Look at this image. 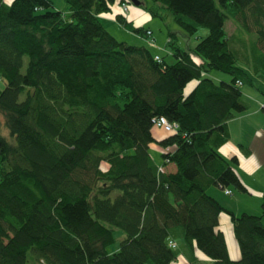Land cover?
Instances as JSON below:
<instances>
[{"label": "trees", "instance_id": "obj_1", "mask_svg": "<svg viewBox=\"0 0 264 264\" xmlns=\"http://www.w3.org/2000/svg\"><path fill=\"white\" fill-rule=\"evenodd\" d=\"M111 1L64 0V12L52 0H0V117L10 137L0 134V264H24L27 253L36 264H167L178 254L199 264L196 251L210 264H264V189L258 214H235L207 192L249 193L236 158L218 152L226 121L246 108L237 81L251 84L223 25L234 19L264 52V0H150L146 11L163 25L161 10L187 35L206 29L189 51L169 31L171 63L103 28L98 14ZM114 20L145 35L121 13ZM209 69L229 79L202 76ZM158 116L176 129L155 135ZM114 228L123 238L108 253Z\"/></svg>", "mask_w": 264, "mask_h": 264}, {"label": "rangeland", "instance_id": "obj_2", "mask_svg": "<svg viewBox=\"0 0 264 264\" xmlns=\"http://www.w3.org/2000/svg\"><path fill=\"white\" fill-rule=\"evenodd\" d=\"M3 1L6 3L10 2V0ZM137 1L139 2L138 5H134L128 1H124L127 9V11L124 12L120 7L119 0H112L109 3L108 10L100 12L98 14L100 23L103 28L106 29L108 33H110L115 39L124 41L130 45H143L151 53L161 57L166 63H171L173 61V57L169 51V48L165 45L166 35L169 33V31L172 32L175 36L174 42L176 43V45L181 49L188 51L194 46L199 37H202L206 33L205 28L198 27L194 34L187 35L175 23L171 21L170 15L167 11L161 10L159 11V14H161L165 19V26L158 16H150L146 11L145 6H150V0ZM52 2L56 8L62 11L65 10L64 0H52ZM214 2L215 4H217L216 0H214ZM221 11L228 14L227 9L222 8ZM128 12H132L131 16L127 15ZM118 13L123 14L125 19L129 21L131 20L133 26L150 30V35L145 34L144 36H141L139 34L130 32L123 27H120L114 20V15ZM102 17L112 20L113 24L107 22L106 20H103ZM223 26L224 31L229 38L228 44L234 55L236 65L245 70L251 81V84L241 83L239 85V89L241 91V100L245 103L246 108L244 111L235 115L244 114L245 117L241 119L248 125H254V127L259 130V133L262 136L264 133V112L260 109V106L264 103V52L260 51L259 48L256 47L255 34L247 33V31H245L234 19L228 17L227 19H225ZM206 75L215 82H218L220 80L227 81L229 79V76L226 73L214 69H209L202 72V76ZM194 83V80L189 81L184 87V93H186L188 86L191 84L193 85ZM2 85L3 82L0 81V88L2 87ZM240 126L246 127L243 122H241ZM159 130L162 133L167 132L162 128H160ZM0 134L6 139H10L7 130L3 125V122L0 125ZM248 136L249 135H246L247 139ZM149 153L153 160L158 159L157 154H155L156 152H154L153 149L149 148ZM239 173L241 175V178L243 177V179L248 182L249 186L247 185V190L249 193H239L235 189L230 187L232 194L226 195L225 199L227 203L230 205L239 204V209L244 207L245 211L250 213H254L255 211L260 213V193L264 189V164H262L260 167H257L252 173L242 174L240 171ZM254 189L257 190L258 193L254 192ZM213 190L216 189L214 187H210L208 188L207 192L211 194ZM238 196L245 199L238 200L237 202L235 198ZM261 222L264 225V214L261 215ZM112 233L114 236V241L105 247V250L108 253L115 251L117 249L119 241L123 238L120 230L116 228L113 229ZM227 243L230 249L229 239ZM195 255L199 264H210L209 259L199 251H196ZM238 257L239 254L236 258L231 259H237ZM185 262V257L182 254H178L167 264H183ZM24 264H36L31 253H27L26 262Z\"/></svg>", "mask_w": 264, "mask_h": 264}, {"label": "crops", "instance_id": "obj_3", "mask_svg": "<svg viewBox=\"0 0 264 264\" xmlns=\"http://www.w3.org/2000/svg\"><path fill=\"white\" fill-rule=\"evenodd\" d=\"M64 12L66 11L64 10ZM131 13L132 12H128L127 15L131 16ZM102 19L113 24V21L108 18L102 17ZM193 85L192 84L189 85L187 91ZM243 117H245L244 114L235 115L226 121L225 127H226L228 138L222 145H220V147L218 148V152L226 159L232 156L236 158L235 168L237 170L238 176L241 179V181L247 186L248 182H246L243 179V177L241 178L239 171L242 174H249V173L254 172L257 167H260L262 164H264V137H263L264 133L261 136L259 133V130L256 127H254V125H248L241 119ZM241 122H243V124L246 127L240 126ZM153 133L158 136H161L163 134L159 129L154 130ZM246 135H249L248 139L246 138ZM150 148L153 149L154 152H156L155 154H157L158 159L154 161L156 164H159L160 157H159L158 148L154 145H150ZM164 169L166 171H173L174 168L172 165H167ZM214 188L216 190H213L211 194H214L212 196L216 198L224 208H227L228 210L232 211L235 214L245 211L244 207L239 209V204L237 205L228 204L225 199L226 195L224 194V192L220 190V188L218 187H214ZM254 192L258 193V191L255 189H254ZM235 199L238 202V200H243L245 198L238 196ZM254 214H258V212L255 211ZM218 229L224 235L228 256L230 258H236L238 256V249H237L236 243H234L228 217L225 214H220L218 218ZM228 239L230 242V245H229L230 249L227 243Z\"/></svg>", "mask_w": 264, "mask_h": 264}, {"label": "built area", "instance_id": "obj_4", "mask_svg": "<svg viewBox=\"0 0 264 264\" xmlns=\"http://www.w3.org/2000/svg\"><path fill=\"white\" fill-rule=\"evenodd\" d=\"M120 7H121L122 11H124V12L126 11V6H125V3L124 2H121L120 3ZM145 34L146 35H149V30H145ZM154 59L157 60L158 57L157 56H154ZM237 84H239L238 81H237ZM260 107L263 108V104H261ZM151 122H152V124H153L154 127L159 128V129L162 128L163 130H165L167 132L173 131V130L176 129V124L168 122L164 117H161V116H158L156 118H153L151 120Z\"/></svg>", "mask_w": 264, "mask_h": 264}, {"label": "water", "instance_id": "obj_5", "mask_svg": "<svg viewBox=\"0 0 264 264\" xmlns=\"http://www.w3.org/2000/svg\"><path fill=\"white\" fill-rule=\"evenodd\" d=\"M125 1H128V2H130L132 4H134V5H138L139 4V2L137 0H125Z\"/></svg>", "mask_w": 264, "mask_h": 264}]
</instances>
